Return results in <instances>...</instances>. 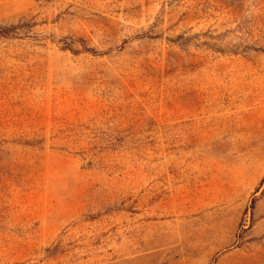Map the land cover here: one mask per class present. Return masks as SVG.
<instances>
[{"label":"rangeland","instance_id":"374dc122","mask_svg":"<svg viewBox=\"0 0 264 264\" xmlns=\"http://www.w3.org/2000/svg\"><path fill=\"white\" fill-rule=\"evenodd\" d=\"M0 264H264V0H0Z\"/></svg>","mask_w":264,"mask_h":264}]
</instances>
